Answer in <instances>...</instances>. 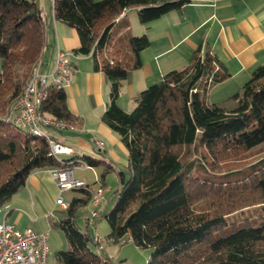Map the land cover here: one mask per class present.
<instances>
[{"label": "trees", "instance_id": "trees-1", "mask_svg": "<svg viewBox=\"0 0 264 264\" xmlns=\"http://www.w3.org/2000/svg\"><path fill=\"white\" fill-rule=\"evenodd\" d=\"M188 2L54 0L55 18L79 33L75 55H92L95 68L110 80V101L102 119L129 153L128 170H119L115 204L100 214L110 225L106 239L120 243L127 236L138 247L151 249L146 264H264V152L241 169L223 173L230 178L239 174L236 181L217 180L210 169L233 154L264 149V64L236 93L213 102L212 87L231 72L217 54L200 47L185 67L167 72L145 89L133 110L118 104L129 71L142 67V52L151 39L132 32L127 13L116 19L137 8L139 21L149 27ZM49 30L39 0H0V209L35 170L69 165L54 158L46 138L9 119L52 47ZM67 99L66 89L50 86L41 109L76 125L79 117ZM199 148L204 160H185V151ZM82 159L102 167L103 177L115 170L105 158ZM79 192L67 209L50 216L70 245L56 253L58 262L106 264V254L99 250L104 239L96 238L91 222L86 231L76 224L79 210L93 198L89 187ZM250 208L259 210L233 219Z\"/></svg>", "mask_w": 264, "mask_h": 264}, {"label": "crops", "instance_id": "crops-1", "mask_svg": "<svg viewBox=\"0 0 264 264\" xmlns=\"http://www.w3.org/2000/svg\"><path fill=\"white\" fill-rule=\"evenodd\" d=\"M53 2L54 0H39L45 18L50 22L48 41L52 45L41 63V71H51L54 68L59 49L74 51L81 44L77 29L55 18ZM131 11L138 17L137 8H131L116 20L126 13L129 16ZM138 30L150 37L151 45L142 52V67L129 71L118 99V104L128 111L134 109L145 89L159 81L167 72L185 67L200 47L209 48L217 54L231 72L229 78L212 87L209 98L213 102H221L236 93L251 77L252 72L264 64V0H189L183 9L169 12L152 22L149 27L138 25ZM74 64L75 74L66 92L68 105L79 117V122L72 129L55 131L53 134L74 149V154L66 156L67 158L96 157V147L91 139L93 136L102 139L106 143L105 149L101 151L104 153L103 158L113 164L116 170L128 150L120 135L102 119L110 101V80L104 71L95 68L92 55H76ZM214 97L216 98L213 99ZM127 164L129 165V153ZM82 168H93L98 182L94 167ZM86 182L93 193L101 188L104 190L98 205L99 211H104L110 203V200H105V182L96 190L91 188V183ZM73 190L79 191V188ZM59 196L60 190L51 168L35 170L12 200L0 209V222L12 223L20 230L33 227L38 231H47L46 228H36L35 222L46 219L52 224L50 216L55 210L63 209L57 204ZM91 211L92 209L86 216V221L92 223L95 231L93 234L99 241L107 238L110 225L100 236L98 233L103 218L99 216L92 219ZM100 218L102 219L98 221ZM104 249L105 244L102 242L99 250L104 252Z\"/></svg>", "mask_w": 264, "mask_h": 264}, {"label": "built area", "instance_id": "built-area-1", "mask_svg": "<svg viewBox=\"0 0 264 264\" xmlns=\"http://www.w3.org/2000/svg\"><path fill=\"white\" fill-rule=\"evenodd\" d=\"M75 56L73 51L59 49L51 71H41L40 63L34 69L23 95L17 99L9 116L16 126L46 138L54 158L63 164H69L67 167L51 168V173L57 180L60 190L57 204L63 209L70 206V202L65 201L62 196L64 192L88 187L85 180L74 176V169L87 168L89 165L82 158L66 157L73 155L74 149L53 133L69 130L74 126L43 111L41 105L50 86H54L55 89H67L71 85L75 74ZM91 141L100 151L105 149L106 143L102 139L93 136ZM103 193L102 188L93 193L91 202L95 207H98ZM100 214L101 212L94 208L91 211V218L95 219ZM49 234V230L38 231L33 227L20 230L12 223L0 222V264H48L50 259Z\"/></svg>", "mask_w": 264, "mask_h": 264}, {"label": "rangeland", "instance_id": "rangeland-1", "mask_svg": "<svg viewBox=\"0 0 264 264\" xmlns=\"http://www.w3.org/2000/svg\"><path fill=\"white\" fill-rule=\"evenodd\" d=\"M127 19L129 22H131V27L133 26L132 32L134 34L136 35L144 34V33H139L140 31L138 30V25L140 26L142 24L139 21L138 17L136 16L135 12L131 11ZM0 72H1V60H0ZM215 92L216 90L214 91V95L217 94ZM215 98L216 97H214L213 99ZM136 105L133 108H135ZM185 152H186V154L184 155L185 160H189V159H198V160L203 159L204 160L205 159L204 158L205 152L203 149L199 148V150L197 151H193L191 149ZM263 152H264L263 148L262 149L257 148L253 150L252 152H249V154L248 153H244L243 155L233 154L231 156H228L222 159L218 163L217 168H213V169L210 168V169L213 170L218 175L216 176L217 180H221V181L223 180L224 182L225 181L227 182L231 179L232 181H236L241 178L239 174L236 175L233 173V175L231 174L232 178H230L228 176H223V173L227 171H232L234 168L241 169V167L244 164L254 161L258 157H260V155L263 154ZM94 153L96 155V157L94 158L101 159L104 156V153L101 152L98 148L95 149ZM122 158L124 159L120 160L119 164L117 165L118 167H116V170H113L107 173L105 178H102L103 169L101 167H98L99 169L95 168L98 174V182H96V179H95L96 176H95V172L93 168L84 169L81 167L82 169L81 168L74 169V176L88 181L89 183H91V188H94L95 190L98 187H100L102 182L103 183L105 182V187L107 188L105 200L106 201L110 200V203L107 208H104V213L106 212V210L111 209L116 201V192L120 187L119 171L117 170V168H119V170H124V171L128 170V164H127L128 153L126 154V156L123 155ZM208 159H210V157ZM216 185L218 186L219 184H216ZM79 194L80 192L78 190L77 191L69 190L64 193V197L66 200H72L74 196H77ZM93 208H94L93 204L89 203L88 205L82 207L79 210L78 216L76 218V224L80 230L82 231L87 230L86 216L89 214L90 210ZM95 209L99 210L100 207L99 206L95 207ZM258 210L259 209H256V208H250L249 210H245L243 213L237 214L233 219H243L245 217L250 216V214H255L256 212H258ZM101 219L102 218H100L98 221H100ZM34 226L36 228H46L47 230L50 231V234H49L50 259H49L48 264H60L58 262L56 253L59 250H66L70 246L65 232L61 228L54 226V224L50 225L46 219L45 220L41 219V220L36 221ZM108 228H109V223L106 220V218H103L102 226L100 228V233L98 234L102 236L103 232ZM92 232L95 233L93 228H92ZM104 244H105V249L103 251L104 253H106L105 255V257L107 258L106 264H146L150 258L151 249H144V248L138 247L133 242V240L128 238L127 236L120 243L108 241L106 238H104ZM93 248H95L94 245H93Z\"/></svg>", "mask_w": 264, "mask_h": 264}]
</instances>
